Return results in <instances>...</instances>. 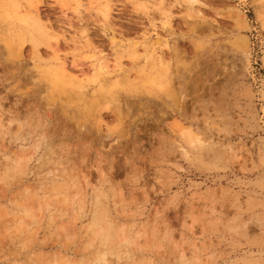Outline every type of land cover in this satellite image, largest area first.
I'll return each mask as SVG.
<instances>
[{"label":"rangeland","instance_id":"obj_1","mask_svg":"<svg viewBox=\"0 0 264 264\" xmlns=\"http://www.w3.org/2000/svg\"><path fill=\"white\" fill-rule=\"evenodd\" d=\"M77 2L0 0V264H264L260 0Z\"/></svg>","mask_w":264,"mask_h":264},{"label":"snow or ice","instance_id":"obj_2","mask_svg":"<svg viewBox=\"0 0 264 264\" xmlns=\"http://www.w3.org/2000/svg\"><path fill=\"white\" fill-rule=\"evenodd\" d=\"M197 4V0H188V3H185L184 0H179L178 3H173L171 8L173 10L179 8L183 10L185 7H194ZM39 6V5H38ZM165 0H159L158 3L149 4L147 2H140V0H125L123 7H127L131 9L135 13H144L147 20L152 19L153 15L150 13H155L156 15H160L162 18V22L165 30L169 28V21L173 19L171 16V12L165 11ZM52 7H60L65 8L68 5L65 4H53ZM200 7L207 8V4H202ZM259 7L262 11H264V0H260ZM72 10L75 13L74 19L78 21L81 25L84 24V16L82 15V11L84 13L92 14L95 12V15H90L89 19L91 20V25L88 27V31L82 33V36H90V33L93 29H96L100 32V35L103 38H107L111 33L108 31L109 26L114 25V17L117 15V6L112 3V0H108V2L104 3H87L80 0L74 6H72ZM102 10V11H97ZM264 19V17H262ZM101 21V23H97ZM101 28L103 29L101 31ZM101 56H104L106 53L101 51L99 48L97 49ZM188 138L192 140V143L195 145L199 143L198 138L192 137L190 134H187ZM3 264H13L10 260L3 261Z\"/></svg>","mask_w":264,"mask_h":264},{"label":"bare ground","instance_id":"obj_3","mask_svg":"<svg viewBox=\"0 0 264 264\" xmlns=\"http://www.w3.org/2000/svg\"><path fill=\"white\" fill-rule=\"evenodd\" d=\"M151 3V2H150ZM154 3V2H153ZM152 3V4H153ZM67 11V10H66ZM77 32V31H76ZM80 39V38H79ZM78 42L79 43H82V41L80 42L79 40H78ZM78 42H76V43H78ZM85 42V41H84ZM78 43V44H79ZM84 44V43H83ZM82 44V45H83ZM145 46H148V45H145ZM151 48H152V46H151ZM137 49V48H136ZM144 49H146V48H144ZM136 51V50H135ZM245 54L247 55L248 54V50H246L245 51ZM55 60V59H54ZM56 64H57V70L55 71V74L56 75H58V76H61V77H63V76H65L67 73H69L68 71H67V66L65 65V62L57 55L56 56ZM53 66V65H52ZM109 66V65H108ZM107 64H105V63H103V62H99L98 63V65H97V68L96 69H98V71H106V69H107ZM79 70V69H78ZM79 72V71H78ZM216 72V71H215ZM214 72V73H215ZM52 73V72H51ZM80 73V72H79ZM159 74V73H158ZM53 75V74H52ZM53 77H54V75H53ZM57 77V76H56ZM56 77H54V78H56ZM60 77V78H61ZM159 77V76H158ZM65 78V77H64ZM156 79V78H155ZM157 80V79H156ZM179 81L178 82H180V84H179V86H178V92L179 93H187V89H188V81H187V77L185 76V75H183V76H181L179 79H178ZM53 84V83H52ZM58 84V83H57ZM61 84V83H60ZM158 84V83H157ZM65 85V84H64ZM164 85V84H163ZM127 102V101H126ZM126 106L127 107H129V108H131V109H133L134 110V104H132V103H126ZM137 111V110H136ZM153 116V115H152Z\"/></svg>","mask_w":264,"mask_h":264}]
</instances>
